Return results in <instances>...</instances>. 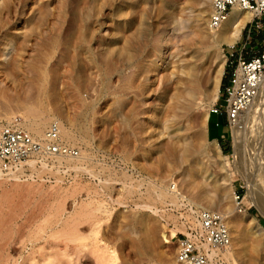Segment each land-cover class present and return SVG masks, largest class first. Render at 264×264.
Here are the masks:
<instances>
[{
  "label": "rangeland",
  "instance_id": "rangeland-1",
  "mask_svg": "<svg viewBox=\"0 0 264 264\" xmlns=\"http://www.w3.org/2000/svg\"><path fill=\"white\" fill-rule=\"evenodd\" d=\"M209 1L0 0V126L33 117L40 138L57 122L80 150L77 169L38 158L43 171L0 177V264H176L171 236L199 208L227 220L219 264H264L262 209L247 190V213L232 200L245 180L264 191V121L241 122L235 166L231 129L215 126L227 153L209 136L234 66ZM251 40L264 50V30Z\"/></svg>",
  "mask_w": 264,
  "mask_h": 264
},
{
  "label": "built area",
  "instance_id": "built-area-1",
  "mask_svg": "<svg viewBox=\"0 0 264 264\" xmlns=\"http://www.w3.org/2000/svg\"><path fill=\"white\" fill-rule=\"evenodd\" d=\"M248 11L250 20L246 33V41L239 48L237 43L231 45L226 60L234 64L229 81L224 88V99L214 102L208 114L223 115L225 125L231 129L243 116L258 91L264 86V50H254L249 46L252 32L257 34L264 30V0H210L209 12L205 22L206 29L213 33L218 31L233 8ZM252 54L249 58L243 55ZM235 62V63H234ZM216 125L218 123L216 122ZM224 137V135H222ZM40 156L49 158H77L80 150L67 144L61 137L60 125L51 122L40 138L33 137L24 126L20 116H13L0 126V172L9 176L15 172L28 158ZM247 185H239L233 191L232 200L237 213H247L251 206H246L243 197ZM197 223L191 236L178 231L171 239L176 238L174 260L176 264H212L210 249H224L230 244V232L225 217L216 210L199 208L196 213ZM185 220V218H182ZM202 231V232H200ZM170 239V240H171Z\"/></svg>",
  "mask_w": 264,
  "mask_h": 264
},
{
  "label": "bare ground",
  "instance_id": "bare-ground-1",
  "mask_svg": "<svg viewBox=\"0 0 264 264\" xmlns=\"http://www.w3.org/2000/svg\"><path fill=\"white\" fill-rule=\"evenodd\" d=\"M238 10H237V8L234 7L230 11L227 19L223 22L224 26L221 29L220 35H218L216 37V42L217 43H219V44L226 43L228 45H232L238 39L239 35L242 32V28H243L245 22L250 19L249 14H242ZM222 25H221V27H222ZM220 28L218 29V31L220 30ZM219 67L221 68V65ZM219 72H220V74H222V69H219ZM191 75L192 74H190V76ZM216 85H217V83H216ZM191 86L193 87L195 85H192L191 84ZM187 93H189V92H187ZM190 93H191V91H190ZM196 94H198L197 91H196ZM190 95L191 94H189L188 96H190ZM196 97H197V95H196ZM196 97H195V99H196ZM195 103H197V102L195 101ZM243 114L244 115L241 116L238 119V121L236 122V124L234 126H232V136H233V144H234V153H233L234 155L232 156V157H234L233 158V165H234V162H235V157L240 154V152L242 150V146H243V144H242L243 139L241 138L242 135H243V132H242L243 129L241 128V122H245V123L251 122V123H256V124L259 125V124H262V122L264 121V86L261 87V89L258 91V94L254 97V99L252 100V102L250 103V105L247 107V109L245 110V112ZM31 118H32V120H31ZM31 118L29 119V118L26 117V120L27 121L24 123V126L30 132V134L33 137H35V135L40 134V132L42 131V127L44 126V123H43L42 120L41 121H38V120H34L33 117H31ZM71 135H72V133H71ZM71 135H70L69 132L67 133L65 131L64 132L62 131V136L63 137H66L67 140H68V138L72 139L73 135L72 136ZM38 158H41L42 160L43 159H48L46 157H40V156L30 157L23 164H21V166L15 172H12L10 174L11 177H14V178L19 177L18 176V173H22L23 168H24V165L26 163H27L28 167L31 169V171H33V172L34 171H39L40 172V171H43L44 169H46L47 165L45 163H43L46 160H44V161L41 160L42 163L39 162V163H41V166L40 167H37V162L35 160L38 159ZM53 159H56L57 160L59 166L62 163L61 162V159L63 160V158H53ZM66 159L67 160L65 161V163L67 164V166H68L67 168L68 169H69V167L70 168H73L74 167L76 169L78 168V167H76V163L75 162H72V160H73L72 158H66ZM58 164H57V166H58ZM257 171H259V169H257ZM235 172L240 175V173H238L237 170ZM2 176H4V175L0 172V177H2ZM245 182H246V185H247V198H249L250 203L253 206H256L258 208H261L262 209V213L264 214V191L262 192V191H260L259 189L256 188L255 179L254 180H245ZM258 190H259V192H258ZM148 208H150V207H148ZM196 213H197V211L195 212V214ZM193 214L191 215L192 218H193L192 219L193 220V223H192L193 226H191V230H194V228H195L196 225L198 226V223L196 222L197 221V218H196L195 214L194 215ZM225 221H226V224H227L226 218H225ZM184 225L182 227L183 229H180V230H183L186 235L191 236L192 235L191 232H187L186 231V227ZM256 231H257V233H260L261 232V230L258 227H257ZM200 232H202V231H200ZM208 253H209V256L211 258V263L212 264H219L218 257L220 256L221 253H223L221 251V249L220 250L210 249V251Z\"/></svg>",
  "mask_w": 264,
  "mask_h": 264
},
{
  "label": "trees",
  "instance_id": "trees-1",
  "mask_svg": "<svg viewBox=\"0 0 264 264\" xmlns=\"http://www.w3.org/2000/svg\"><path fill=\"white\" fill-rule=\"evenodd\" d=\"M243 35L244 34L242 33L240 39L243 38ZM230 72H231L230 69L226 68L224 73H223V76L221 78V84H220V86H221L220 93L221 94H220V97H219L218 101L221 100V102H222L223 99H224V88H225V86L227 85V83L229 81V77H230V74H231ZM213 116H217L219 118H217L215 121H213ZM220 117H222L224 119L223 115L210 114V118H209V121H208L209 128H210L211 125H214V124L216 125V122L218 123V125H216L218 128H220L221 126H223V127L226 126L225 122H224V124L221 122ZM221 134H223V133H221ZM221 146H222V149H223V151L225 153L229 152L230 147L228 145L227 146L226 145H221Z\"/></svg>",
  "mask_w": 264,
  "mask_h": 264
},
{
  "label": "crops",
  "instance_id": "crops-1",
  "mask_svg": "<svg viewBox=\"0 0 264 264\" xmlns=\"http://www.w3.org/2000/svg\"><path fill=\"white\" fill-rule=\"evenodd\" d=\"M242 34V33H241ZM241 34L239 35L238 39L235 41V43H239L240 42V37H241ZM246 41V34L243 35V38H242V44L245 43ZM250 46V45H249ZM229 47H231V45H229ZM230 51H231V48H230ZM231 71V69H230ZM231 73V72H230ZM215 124H214V127L211 125L210 128H209V136L213 139V141H217L219 143V145H226L225 142L226 140H228V138H224L222 137L223 134L219 133V130H217L215 128ZM227 146V145H226ZM222 147V146H221Z\"/></svg>",
  "mask_w": 264,
  "mask_h": 264
}]
</instances>
